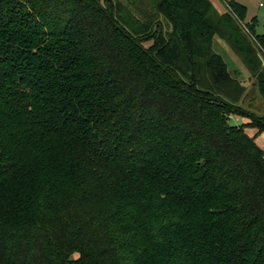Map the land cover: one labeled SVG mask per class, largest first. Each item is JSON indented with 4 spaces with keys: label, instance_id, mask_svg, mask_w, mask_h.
Wrapping results in <instances>:
<instances>
[{
    "label": "trees",
    "instance_id": "trees-1",
    "mask_svg": "<svg viewBox=\"0 0 264 264\" xmlns=\"http://www.w3.org/2000/svg\"><path fill=\"white\" fill-rule=\"evenodd\" d=\"M225 2L0 0V264H264V34Z\"/></svg>",
    "mask_w": 264,
    "mask_h": 264
},
{
    "label": "rangeland",
    "instance_id": "rangeland-1",
    "mask_svg": "<svg viewBox=\"0 0 264 264\" xmlns=\"http://www.w3.org/2000/svg\"><path fill=\"white\" fill-rule=\"evenodd\" d=\"M247 1L250 2V7L246 21H250L252 16L258 15L259 24L256 28V32L257 34H264V7H259L258 0ZM212 2L217 6V8H219L220 10H224L225 12V7L222 5L221 0H212ZM214 48L216 52L223 56V58L227 62L232 78L238 80L241 83L242 87L246 89L247 98L244 106H248V101L254 97V94L256 92L253 75L246 67L245 63L242 61V58L228 45V43L216 37ZM253 107L260 111L259 99L255 101ZM229 122L231 125H244L247 124L249 120L242 116L231 115L229 117ZM245 130L248 135L251 134L256 136L258 133V130L252 127H247ZM256 143L264 150V133H260L257 135ZM77 257L78 254H74L72 256V259H76Z\"/></svg>",
    "mask_w": 264,
    "mask_h": 264
},
{
    "label": "crops",
    "instance_id": "crops-1",
    "mask_svg": "<svg viewBox=\"0 0 264 264\" xmlns=\"http://www.w3.org/2000/svg\"><path fill=\"white\" fill-rule=\"evenodd\" d=\"M224 1H230V0H224ZM235 1H237L238 3H240V4H242V5H244L246 8H247V15H248V11H249V7H250V2H248L247 0H235ZM221 2H222V5L224 6V3H223V0H221ZM259 2H260V0H258V5H259ZM260 7V6H259ZM264 7V6H263ZM260 8H262V7H260ZM257 18V21H258V24H259V16L258 15H256V16H252L251 17V19H253V18ZM250 19V20H251ZM258 24H257V26H258ZM250 136H254V135H251L250 134Z\"/></svg>",
    "mask_w": 264,
    "mask_h": 264
},
{
    "label": "built area",
    "instance_id": "built-area-1",
    "mask_svg": "<svg viewBox=\"0 0 264 264\" xmlns=\"http://www.w3.org/2000/svg\"><path fill=\"white\" fill-rule=\"evenodd\" d=\"M223 2L226 4V2L224 0H223ZM259 6L260 7H263L264 6V0H260ZM227 8L229 9V7H227ZM240 23H241V26H244V24L242 22H240Z\"/></svg>",
    "mask_w": 264,
    "mask_h": 264
}]
</instances>
